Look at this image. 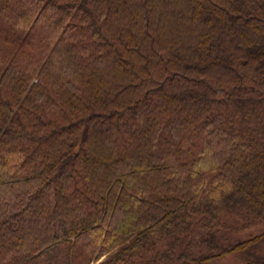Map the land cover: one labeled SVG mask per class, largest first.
I'll return each instance as SVG.
<instances>
[{
  "label": "trees",
  "instance_id": "1",
  "mask_svg": "<svg viewBox=\"0 0 264 264\" xmlns=\"http://www.w3.org/2000/svg\"><path fill=\"white\" fill-rule=\"evenodd\" d=\"M230 255L264 264V0H0V264Z\"/></svg>",
  "mask_w": 264,
  "mask_h": 264
},
{
  "label": "rangeland",
  "instance_id": "2",
  "mask_svg": "<svg viewBox=\"0 0 264 264\" xmlns=\"http://www.w3.org/2000/svg\"><path fill=\"white\" fill-rule=\"evenodd\" d=\"M233 218L230 217L228 218V220H232ZM261 229V228H260ZM260 229H253L251 231H248V232H245L243 234L240 235L241 238H245V236L249 235V234H253V233H256L258 230ZM219 264H242V262L239 260L238 256L236 255H230V256H227L225 258H223Z\"/></svg>",
  "mask_w": 264,
  "mask_h": 264
}]
</instances>
